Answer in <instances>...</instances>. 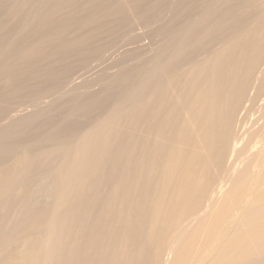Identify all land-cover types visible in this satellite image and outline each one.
Here are the masks:
<instances>
[{"label": "bare ground", "instance_id": "6f19581e", "mask_svg": "<svg viewBox=\"0 0 264 264\" xmlns=\"http://www.w3.org/2000/svg\"><path fill=\"white\" fill-rule=\"evenodd\" d=\"M0 264H264V0H0Z\"/></svg>", "mask_w": 264, "mask_h": 264}]
</instances>
